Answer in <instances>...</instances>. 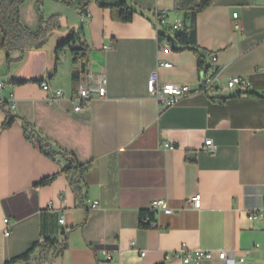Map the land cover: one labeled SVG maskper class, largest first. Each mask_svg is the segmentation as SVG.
Wrapping results in <instances>:
<instances>
[{
    "label": "crops",
    "instance_id": "obj_1",
    "mask_svg": "<svg viewBox=\"0 0 264 264\" xmlns=\"http://www.w3.org/2000/svg\"><path fill=\"white\" fill-rule=\"evenodd\" d=\"M59 1L68 0H26L20 21L36 32L40 2L46 19L59 17L61 33L63 22L78 20L88 47L79 79L74 82L73 74L81 64L64 52L54 75L55 52L48 56L44 48L0 62V264L28 252L43 235L67 244L45 264H180L165 255L182 247L227 252L236 264H264V218H249L264 210V0H214L195 17L197 47L210 65L217 58L223 79L218 95L199 92L194 52L158 41V32L176 31L157 30L156 13L181 24L180 30L192 25L190 14L175 11V0H129L145 14L130 23L115 21L101 7L122 0H94L87 16ZM2 44L0 31V50ZM155 72L161 85L188 87L192 94L165 109L148 93ZM234 77L248 78L252 88L240 95L228 90L226 81ZM30 80L46 83L49 91L23 83ZM101 80L106 97L76 113L78 88L96 89ZM57 91L64 99L56 101ZM7 113L17 120L3 129ZM23 121L84 166L86 200L62 173L67 163L51 160L26 139ZM207 140L213 152L204 151ZM166 144L174 150L163 149ZM195 195L200 210L188 203ZM157 200H166L174 214L161 213L155 226L141 229L140 213ZM200 264L226 263L215 258Z\"/></svg>",
    "mask_w": 264,
    "mask_h": 264
},
{
    "label": "trees",
    "instance_id": "obj_2",
    "mask_svg": "<svg viewBox=\"0 0 264 264\" xmlns=\"http://www.w3.org/2000/svg\"><path fill=\"white\" fill-rule=\"evenodd\" d=\"M25 2L26 0H0V31L3 36V44L0 50L1 63L11 64L13 62L11 57L12 53L18 52L24 54L31 49L39 50L44 48L50 39L55 36L56 31L60 29L58 16H53L48 19L44 17L41 10L42 2L39 3V11L41 13L39 29L36 32H31L26 29L20 21V8ZM59 2L72 6L82 15L87 16V8L93 0H68ZM213 2L214 0H175V11L190 14L193 20L192 25L188 29L178 30L174 33L158 32V41L160 43L168 42V35H171L177 44L176 48L171 46L173 50H190L194 52L198 57L199 68L201 70H208L211 67L209 64L210 56L197 47L196 30L194 25L195 17L210 7ZM101 7L109 8L112 12L113 19L119 23L132 22L133 17L136 14L145 15L143 11L139 10L129 0H122L113 6L101 4ZM81 30V28L77 30V32L71 30L69 36L57 45L55 49L56 57L53 75L57 72L59 55L67 49L73 56V62L80 63L82 66L81 71L74 72L73 81L76 82L79 79L80 74L85 71L88 65L86 60L88 47L81 41ZM28 82L42 83L39 80H30L23 83ZM16 120V117L7 113L3 129L10 128ZM22 124L25 137L33 145L35 150L41 152L53 161H57V159L60 158L67 163V166L62 169V173L69 177L76 196L86 200V186L83 183V174L85 171L84 166L76 161L73 154L55 149L52 143L30 124L25 121H23ZM53 180L54 177L47 178L43 180L40 185H48ZM153 223H156V216L153 212L142 211L140 213L139 226L141 229H150L153 227ZM66 247V241L60 242L47 235H43L41 240L33 244L28 252L6 262L5 264H45L61 255L66 250Z\"/></svg>",
    "mask_w": 264,
    "mask_h": 264
},
{
    "label": "built area",
    "instance_id": "obj_3",
    "mask_svg": "<svg viewBox=\"0 0 264 264\" xmlns=\"http://www.w3.org/2000/svg\"><path fill=\"white\" fill-rule=\"evenodd\" d=\"M234 19H237V14L233 15ZM155 27L158 30L160 26H167L170 31H178L182 27L181 24L176 23L175 25H171L168 22V16L166 14L156 13L155 14ZM236 28L238 29L237 25ZM164 48H170V45L166 42L160 43ZM212 64L208 70H201L200 75V93H208L210 92L213 95H218L222 88V77L221 74L215 67L217 58L212 57ZM163 67L170 68V64H164ZM40 87L43 91L48 92L49 87L46 83L40 84ZM228 90H238V94H243L249 91L252 88V84L248 78L245 77H234L230 78L226 81V86ZM5 88L3 83H0V94ZM149 95L159 104L162 105L165 109L172 108L178 105L183 98L192 94V91L188 87L178 86L173 84L161 85L159 82L158 73L155 72L151 75L148 85H147ZM56 93V101L64 99V95L62 92L57 91ZM105 98L106 97V83L104 80H101L96 89H89L84 86H80L78 88L77 96L73 99L74 111L76 113L83 112L89 108L91 101L95 98ZM55 101V100H53ZM3 106V101L0 98V107ZM12 110L15 108L14 103L11 104ZM165 150L173 151L174 147L166 144L162 146ZM204 151L213 152L215 146L211 140H207L204 144ZM189 205L195 209L200 210L201 208V196L195 195L192 196L188 200ZM92 208H96L95 205ZM151 212L155 214V216H159L161 213H165L167 215L174 214V211L171 210L166 200H157L153 202ZM249 218L251 220L263 219L264 218V210L258 211L254 214H250ZM9 220L5 221L7 225L5 228V235L9 233ZM60 224L64 223V220L59 222ZM157 223V222H156ZM156 223H153L152 226H155ZM133 245V244H132ZM144 256V253L141 254ZM215 258H218L221 261H224L226 264H236L235 259L230 258L227 255V252H207V251H191L186 247H182L173 252H169L165 255V260L170 261L172 259H176L180 264H200L202 261H212ZM108 261L111 260V255L108 254ZM241 263L244 260H240Z\"/></svg>",
    "mask_w": 264,
    "mask_h": 264
},
{
    "label": "rangeland",
    "instance_id": "obj_4",
    "mask_svg": "<svg viewBox=\"0 0 264 264\" xmlns=\"http://www.w3.org/2000/svg\"><path fill=\"white\" fill-rule=\"evenodd\" d=\"M100 1L102 2L103 0H100ZM93 2H94V0H93ZM63 23H64L63 32L61 33L58 31L55 34V36L52 39H50V41L45 45V47L43 49V52L45 54H47L48 56H51V54H53L55 52L57 45L69 36L71 29L74 28L75 30H77L81 26V24L79 23L78 20H70L68 22V24H66V22H63ZM64 54H66L67 56H72L68 49L64 51ZM61 55H62V53H61Z\"/></svg>",
    "mask_w": 264,
    "mask_h": 264
},
{
    "label": "water",
    "instance_id": "obj_5",
    "mask_svg": "<svg viewBox=\"0 0 264 264\" xmlns=\"http://www.w3.org/2000/svg\"><path fill=\"white\" fill-rule=\"evenodd\" d=\"M167 41H168V43L171 44V46H172L173 48H176L177 44H176L175 40L172 38L171 35H168V39H167Z\"/></svg>",
    "mask_w": 264,
    "mask_h": 264
},
{
    "label": "bare ground",
    "instance_id": "obj_6",
    "mask_svg": "<svg viewBox=\"0 0 264 264\" xmlns=\"http://www.w3.org/2000/svg\"><path fill=\"white\" fill-rule=\"evenodd\" d=\"M42 84V83H41Z\"/></svg>",
    "mask_w": 264,
    "mask_h": 264
}]
</instances>
